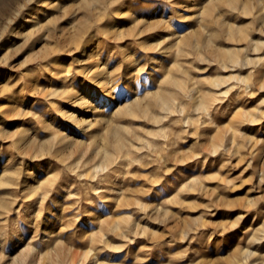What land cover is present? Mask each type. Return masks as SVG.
<instances>
[{
    "label": "rangeland",
    "instance_id": "rangeland-1",
    "mask_svg": "<svg viewBox=\"0 0 264 264\" xmlns=\"http://www.w3.org/2000/svg\"><path fill=\"white\" fill-rule=\"evenodd\" d=\"M0 264H264V0H0Z\"/></svg>",
    "mask_w": 264,
    "mask_h": 264
},
{
    "label": "bare ground",
    "instance_id": "bare-ground-1",
    "mask_svg": "<svg viewBox=\"0 0 264 264\" xmlns=\"http://www.w3.org/2000/svg\"><path fill=\"white\" fill-rule=\"evenodd\" d=\"M80 100H81V102H83V103H85V102L87 101V100H85L84 97H83V98H80V99L77 100V101H80ZM64 115H65V117H66L67 119H69V120H71V121H74L77 125H81L82 119L78 118V116H77L76 114L67 111V112H64ZM65 137H67V136H65ZM12 183H13V182H7V184H12Z\"/></svg>",
    "mask_w": 264,
    "mask_h": 264
}]
</instances>
